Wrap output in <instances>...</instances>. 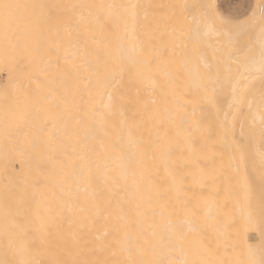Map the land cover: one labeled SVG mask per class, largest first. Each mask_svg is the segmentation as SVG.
Wrapping results in <instances>:
<instances>
[{
	"label": "bare ground",
	"instance_id": "obj_1",
	"mask_svg": "<svg viewBox=\"0 0 264 264\" xmlns=\"http://www.w3.org/2000/svg\"><path fill=\"white\" fill-rule=\"evenodd\" d=\"M212 2L0 0V264L261 259L264 18Z\"/></svg>",
	"mask_w": 264,
	"mask_h": 264
},
{
	"label": "rangeland",
	"instance_id": "obj_2",
	"mask_svg": "<svg viewBox=\"0 0 264 264\" xmlns=\"http://www.w3.org/2000/svg\"><path fill=\"white\" fill-rule=\"evenodd\" d=\"M257 3H260V0H217V5H218V8H219V10H220V12L223 14V15H225L226 17H228V18H230L231 20H233V21H242V20H245V19H247V17H248V15H249V13L253 10V8L256 6V4ZM186 9H187V11L189 12V13H194V12H196L197 10V7H196V5H194L193 3H191L190 4V1H188L187 2V4H186ZM256 36V35H255ZM254 37V36H253ZM213 38V40L216 42L217 40H216V38H219V37H212ZM217 43V42H216ZM209 47H212V46H208L207 45V52H208V54L210 53V51L212 50L211 48H209ZM212 53H213V51H211ZM216 52V51H215ZM212 53H210V55H208V59L211 61V62H214V60L213 59H215V58H213L212 56ZM214 54V53H213ZM211 58V59H210ZM215 63L216 64H221V61H223V59H222V57H219V58H217V59H215ZM211 67H213V65L211 66ZM218 67H220L219 65H217V68ZM216 68V65L211 69L210 68V72L211 71H213L214 72V70H217L218 71V69H220V68H218L217 69ZM214 69V70H213ZM261 88V87H260ZM262 92L264 91V85H262V88L260 89ZM247 154V156H250V157H253V158H255L254 156H256V154L255 153H246ZM256 161V160H255ZM255 163L254 162H245L243 165H242V168H243V170H244V172L246 173V175H247V177H251V178H249V194H248V199H249V204H251V203H253V208H251V210L253 209V212L257 215V219H258V227H257V229L256 230H253V231H251L250 232V239H251V241L256 245V247L258 248V255L260 254L261 255V253H259V251H260V249L259 248H261V247H259L260 245H262V244H264V241L262 242V240H264V227L261 229V227H262V225L264 226V216H262V215H264V210L262 209L264 206V195H262L263 193H264V167L262 166L261 168H259L260 169V171H258V172H255V170L257 171L258 170V167H257V165H254ZM256 167V169L255 170H253L252 169V167H254V166ZM242 168H241V170H242ZM247 168H249L252 172H254L255 174H252V172L250 171V170H248ZM246 169L248 170V172H249V174H247L248 172L246 171ZM240 172V171H239ZM261 172H262V174H261ZM259 174H261V175H259ZM257 175H259L258 177H257ZM254 177V178H253ZM251 179V180H250ZM254 179H257V180H254ZM259 180H261L262 181V183H261V181H259ZM254 181V182H253ZM258 181V182H257ZM252 182H253V184H252ZM256 182V183H255ZM260 182V183H259ZM252 184V185H251ZM255 185V186H254ZM260 185V187H262V188H260V187H258V186ZM252 186H254V187H256V188H254V187H252ZM256 190H254V189ZM259 188V189H258ZM253 189V190H252ZM236 190V189H235ZM257 190H261V193H260V191L258 192ZM252 191H254V192H252ZM263 191V192H262ZM255 192H257V194L255 193ZM252 194L254 195V196H252ZM258 194H259V196H258ZM262 195V196H261ZM252 196V197H251ZM258 197V198H257ZM259 197H261V198H259ZM258 199H260L259 200V202L262 204V207H261V204L258 202ZM262 200V201H261ZM260 206H259V205ZM252 205V204H251ZM251 205H249L250 207H251ZM254 205H255V210H254ZM262 210H263V212H262ZM262 214L261 216H259L260 214ZM260 220H262V221H260ZM257 221V220H256ZM260 221V222H259ZM261 223H263V224H261ZM260 231V232H259ZM257 233H258V235H257ZM253 236V237H252ZM259 239V240H258ZM259 241H260V245H259ZM257 242V243H256ZM261 252V251H260ZM259 257V256H258ZM260 258H261V256H260Z\"/></svg>",
	"mask_w": 264,
	"mask_h": 264
},
{
	"label": "snow or ice",
	"instance_id": "obj_3",
	"mask_svg": "<svg viewBox=\"0 0 264 264\" xmlns=\"http://www.w3.org/2000/svg\"><path fill=\"white\" fill-rule=\"evenodd\" d=\"M0 7L4 9V19L7 24V22L9 21L12 15L10 10L14 8H19L20 6L12 5V4H3ZM205 7L209 10L214 20L218 22L221 26L225 28L239 27V24L234 25L233 22L230 20V18L220 13V11L218 10V6L215 2L205 5ZM258 7L261 10L262 18H264V0H260V4L258 5ZM260 72L262 73V76H264V53H262V57H261ZM260 120H261V132L262 135H264V113H261ZM262 160H264V156H262ZM250 264H264V245H262V249H261V259L258 262L256 260H252Z\"/></svg>",
	"mask_w": 264,
	"mask_h": 264
},
{
	"label": "crops",
	"instance_id": "obj_4",
	"mask_svg": "<svg viewBox=\"0 0 264 264\" xmlns=\"http://www.w3.org/2000/svg\"><path fill=\"white\" fill-rule=\"evenodd\" d=\"M214 2L217 4V0H214ZM260 3H257L256 4V6L253 8V10L249 13V15H248V17L249 16H251L253 13H254V11L257 9V7H258V5H259ZM218 6V5H217ZM218 10H219V8H218ZM220 11V10H219ZM221 13V12H220ZM231 20V19H230ZM232 22H235V21H233V20H231Z\"/></svg>",
	"mask_w": 264,
	"mask_h": 264
}]
</instances>
